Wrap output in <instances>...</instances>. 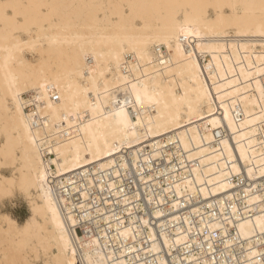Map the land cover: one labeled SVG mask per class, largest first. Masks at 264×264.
<instances>
[{
  "label": "bare ground",
  "instance_id": "bare-ground-1",
  "mask_svg": "<svg viewBox=\"0 0 264 264\" xmlns=\"http://www.w3.org/2000/svg\"><path fill=\"white\" fill-rule=\"evenodd\" d=\"M128 169L143 194L134 178L119 190ZM105 188L125 211L148 204L184 230L163 217L95 221ZM16 193L29 214L0 212V264H168L164 250L181 254L203 229L249 246L264 230V0H0V202ZM221 195L243 204L198 226L173 216ZM256 251L184 259L264 264Z\"/></svg>",
  "mask_w": 264,
  "mask_h": 264
},
{
  "label": "built area",
  "instance_id": "built-area-1",
  "mask_svg": "<svg viewBox=\"0 0 264 264\" xmlns=\"http://www.w3.org/2000/svg\"><path fill=\"white\" fill-rule=\"evenodd\" d=\"M51 99L52 100H57L58 99V95L56 93L51 95ZM174 163H178L177 160H171V162H166L165 164H168V167L171 164ZM157 170V169H156ZM150 170L145 169L144 171H142V173H147ZM154 170H152L153 172ZM156 178H163V175H155ZM137 180V185L136 187L139 188L141 194L144 193L143 189H142V183H144L145 179L144 177H142V181L140 183L141 178H139L138 174H136L133 170L128 169L127 173L125 176H123V184H119L118 188L119 190H121L123 187L125 188L126 192H132L134 189V184L132 182V179ZM234 179L236 180V177H234ZM118 181H121L119 179H117ZM241 184V182H240ZM247 185V184H246ZM159 187L158 189L160 190L161 186H157ZM251 189L254 190V188L256 186L251 185L250 186ZM256 189L261 190V188L259 186L256 187ZM112 190L110 188H105L104 190H98L96 191L97 194L101 197L100 201H97L95 204V206H103L105 209V212L103 211L102 213L97 212L95 213L96 216L94 218L95 221L99 220V217L104 216V215H108L109 217L115 216V219L121 220V218H123V220L125 221H129V217H133V216H145L146 218H148V220L151 222V225H154V220L163 217H154L151 213V208L148 204H146V206H144L143 208L141 207H137L135 209H132L131 211H125L124 209H126L127 207H129L130 205L128 204H122L119 203L120 199H118V197H116L114 194H112L111 192ZM244 191V189L242 188H236L235 189V193H239ZM106 192V193H104ZM218 198L221 197L222 199V195L221 196H217ZM236 197V196H235ZM231 198L229 196H224L222 199L223 204V211H220V209L217 206V202H218V198H214L211 201V205L206 202L204 199H198L196 201H194L192 203V205L190 206V208L185 207L184 209H182L181 211H176L173 212V216H179L178 214L184 215L187 218H189V220L191 222H194L197 226L198 224H201V222L199 220H201L203 217H214L215 212L217 213H225V214H230L232 211V207H238V204H243L240 200V198ZM122 199V198H121ZM74 200H80L79 196H75ZM137 201L138 204H141V202H143L142 198H136L135 200H133L132 202ZM233 204L237 205L234 206ZM165 220L170 221L172 225L170 226H176L179 225L182 226L181 229L184 230V226L181 220L177 221L176 218H168V217H163ZM142 235L140 237V239H142V242L144 243V245L147 244V239L146 237H148V231H149V227L146 225L142 226ZM94 228L97 229H103L106 228L107 232H109L108 230V225H106V223H99L96 222ZM156 230L159 232L158 228H157V224L155 225ZM204 228V227H203ZM95 230L94 232L97 234L99 230ZM167 232H169L170 235H173L174 232L173 231H169L168 228ZM89 231V230H87ZM177 232V231H176ZM231 232L233 233L234 231L231 230ZM102 237V236H101ZM189 237L190 240L183 242V249H182V253L181 254H177L182 258V261H184L183 264L185 263H191L192 261H186L184 259V255L186 254H192V253H196V252H200L198 257H202V256H206L210 258V261H213V263L215 262V260H219V259H226L227 261L230 259H234L233 255H237L240 259V262L249 259V256H247L246 252L249 248H255L257 251L254 254V256H251L250 258L254 259L255 256H258V258H261L264 260V230L261 232L260 236L256 239H252L251 243L249 246H245L246 242L248 243V241H246V239H240L239 241H236L235 243L232 244H225L222 242V238L220 237H216V238H211L209 235H207V232L205 229L202 230H191L189 232ZM102 242V244L104 245H112L115 246V242H117L116 238L113 236L104 238L100 240ZM123 242V241H122ZM133 242V243H132ZM126 245H131L134 243L137 244L136 240L135 241H129V242H123ZM187 243V244H186ZM253 245V246H251ZM187 246V247H186ZM200 248H204V249H208L206 252H204L202 249L200 251ZM171 253H168L166 250H164L162 256L158 253L155 252L154 255H156L157 253L164 258V262L168 263V264H174L175 258L177 257L176 255V249H172ZM161 253V252H160ZM233 254V255H232ZM136 258H141L142 256H135Z\"/></svg>",
  "mask_w": 264,
  "mask_h": 264
},
{
  "label": "rangeland",
  "instance_id": "rangeland-1",
  "mask_svg": "<svg viewBox=\"0 0 264 264\" xmlns=\"http://www.w3.org/2000/svg\"><path fill=\"white\" fill-rule=\"evenodd\" d=\"M5 198H7V199H5ZM5 198H3L2 201L0 202V206H1L0 212H7V213L11 214L13 217H16V220H18V222H21L29 214L28 203H27L26 199L24 197L22 198L21 195L18 193L14 194V196L5 197ZM16 198H17V200H16ZM8 200H10L9 203H8ZM37 264H43V263L41 261H39Z\"/></svg>",
  "mask_w": 264,
  "mask_h": 264
}]
</instances>
